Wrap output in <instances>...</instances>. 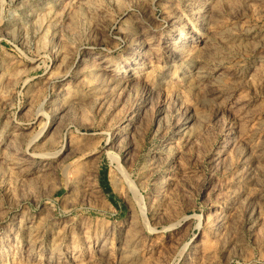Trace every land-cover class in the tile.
I'll list each match as a JSON object with an SVG mask.
<instances>
[{
  "label": "rangeland",
  "instance_id": "obj_1",
  "mask_svg": "<svg viewBox=\"0 0 264 264\" xmlns=\"http://www.w3.org/2000/svg\"><path fill=\"white\" fill-rule=\"evenodd\" d=\"M0 264H264V0H0Z\"/></svg>",
  "mask_w": 264,
  "mask_h": 264
},
{
  "label": "bare ground",
  "instance_id": "obj_2",
  "mask_svg": "<svg viewBox=\"0 0 264 264\" xmlns=\"http://www.w3.org/2000/svg\"><path fill=\"white\" fill-rule=\"evenodd\" d=\"M173 226L175 225V224H172Z\"/></svg>",
  "mask_w": 264,
  "mask_h": 264
}]
</instances>
